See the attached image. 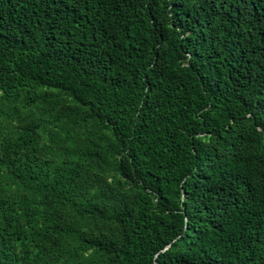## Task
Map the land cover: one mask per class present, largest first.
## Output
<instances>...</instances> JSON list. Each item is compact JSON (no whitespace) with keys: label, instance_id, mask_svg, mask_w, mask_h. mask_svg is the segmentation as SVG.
Listing matches in <instances>:
<instances>
[{"label":"trees","instance_id":"obj_1","mask_svg":"<svg viewBox=\"0 0 264 264\" xmlns=\"http://www.w3.org/2000/svg\"><path fill=\"white\" fill-rule=\"evenodd\" d=\"M0 264H264V0H0Z\"/></svg>","mask_w":264,"mask_h":264}]
</instances>
